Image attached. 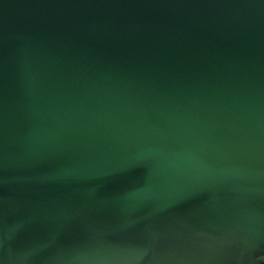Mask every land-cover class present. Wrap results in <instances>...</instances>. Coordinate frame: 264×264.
Wrapping results in <instances>:
<instances>
[{"label": "water", "instance_id": "water-1", "mask_svg": "<svg viewBox=\"0 0 264 264\" xmlns=\"http://www.w3.org/2000/svg\"><path fill=\"white\" fill-rule=\"evenodd\" d=\"M0 264H264V0H0Z\"/></svg>", "mask_w": 264, "mask_h": 264}]
</instances>
